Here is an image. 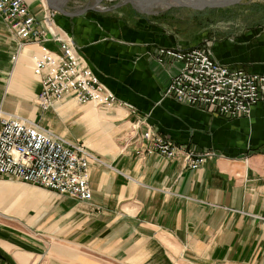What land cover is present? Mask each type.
<instances>
[{
  "label": "crops",
  "instance_id": "0c3cea01",
  "mask_svg": "<svg viewBox=\"0 0 264 264\" xmlns=\"http://www.w3.org/2000/svg\"><path fill=\"white\" fill-rule=\"evenodd\" d=\"M26 1L42 19L46 1ZM99 5L68 0V11H87L53 18L99 79L133 108L66 95L41 109L34 57L41 45L55 52L60 45L22 42L0 15V115L36 121L96 157L88 200L0 175V264H264V100L249 116L227 118L165 95L180 63L158 62V48L198 46L195 38ZM211 50L221 63L264 75V29L225 34ZM139 119L180 145L216 154L198 168L138 155L123 141Z\"/></svg>",
  "mask_w": 264,
  "mask_h": 264
},
{
  "label": "built area",
  "instance_id": "2783aa9c",
  "mask_svg": "<svg viewBox=\"0 0 264 264\" xmlns=\"http://www.w3.org/2000/svg\"><path fill=\"white\" fill-rule=\"evenodd\" d=\"M54 12L47 8L42 19H38L26 0H0V15L22 42L52 39L60 45L59 52L41 45V54L34 57L33 71L41 78L37 105L48 110L71 95L83 104L133 108L121 101L85 62L73 37L59 30ZM156 59L160 63L166 59L180 63L165 95L182 103L236 118L249 116L253 107L264 100L263 74L219 62L205 44L188 48L161 46ZM143 122L137 120L139 129L123 141L124 148L135 146L138 155L158 154L198 168L207 157L216 154L180 145L151 126L143 127ZM94 159L95 155L83 144L73 143L36 121L14 113L0 115L1 176L88 200L92 197L90 162Z\"/></svg>",
  "mask_w": 264,
  "mask_h": 264
},
{
  "label": "rangeland",
  "instance_id": "374dc122",
  "mask_svg": "<svg viewBox=\"0 0 264 264\" xmlns=\"http://www.w3.org/2000/svg\"><path fill=\"white\" fill-rule=\"evenodd\" d=\"M118 2L119 0H103L99 7H110ZM110 8L116 15L128 19L135 16L148 20L156 19L166 29L178 33L179 38L186 40L185 37H193L194 44H205L209 49H212L213 43L225 34L231 32L243 34L251 30L264 29V0H242L230 6L203 9L171 7L157 14L139 12L130 4ZM217 8L223 10L213 14L212 10Z\"/></svg>",
  "mask_w": 264,
  "mask_h": 264
},
{
  "label": "water",
  "instance_id": "95a60500",
  "mask_svg": "<svg viewBox=\"0 0 264 264\" xmlns=\"http://www.w3.org/2000/svg\"><path fill=\"white\" fill-rule=\"evenodd\" d=\"M45 1L49 9L66 16H74L83 13L88 9L85 8L79 12H70L65 8L68 0ZM102 1L103 0H97V4ZM241 1L242 0H119L118 3L114 4V7L119 8L125 4H130L135 10L139 12L147 14H157L171 7H192L195 9H203L206 7L230 6ZM91 8L98 9L95 5H93Z\"/></svg>",
  "mask_w": 264,
  "mask_h": 264
},
{
  "label": "trees",
  "instance_id": "16d2710c",
  "mask_svg": "<svg viewBox=\"0 0 264 264\" xmlns=\"http://www.w3.org/2000/svg\"><path fill=\"white\" fill-rule=\"evenodd\" d=\"M260 5V4H259ZM227 9V8H226ZM223 8H217V9H214L212 10L213 11V14H218L220 11H222Z\"/></svg>",
  "mask_w": 264,
  "mask_h": 264
}]
</instances>
